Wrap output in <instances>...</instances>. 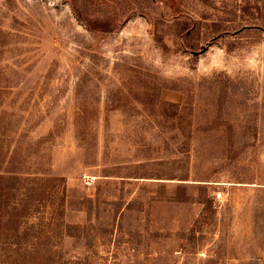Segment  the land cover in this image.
<instances>
[{
	"label": "rangeland",
	"instance_id": "rangeland-1",
	"mask_svg": "<svg viewBox=\"0 0 264 264\" xmlns=\"http://www.w3.org/2000/svg\"><path fill=\"white\" fill-rule=\"evenodd\" d=\"M0 264H264V0H0Z\"/></svg>",
	"mask_w": 264,
	"mask_h": 264
}]
</instances>
